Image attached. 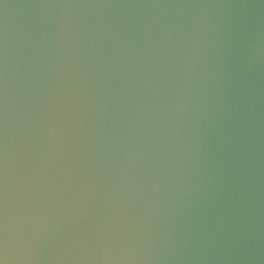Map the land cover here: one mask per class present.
Instances as JSON below:
<instances>
[{"label":"water","instance_id":"95a60500","mask_svg":"<svg viewBox=\"0 0 264 264\" xmlns=\"http://www.w3.org/2000/svg\"><path fill=\"white\" fill-rule=\"evenodd\" d=\"M0 264H264V0H0Z\"/></svg>","mask_w":264,"mask_h":264}]
</instances>
